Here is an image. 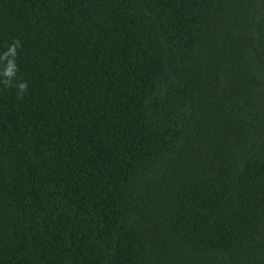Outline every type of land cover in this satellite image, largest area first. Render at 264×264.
<instances>
[{
    "label": "trees",
    "instance_id": "16d2710c",
    "mask_svg": "<svg viewBox=\"0 0 264 264\" xmlns=\"http://www.w3.org/2000/svg\"><path fill=\"white\" fill-rule=\"evenodd\" d=\"M0 264H264V0H0Z\"/></svg>",
    "mask_w": 264,
    "mask_h": 264
}]
</instances>
